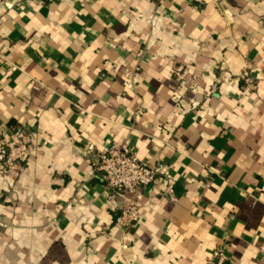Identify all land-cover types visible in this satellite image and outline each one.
<instances>
[{"label": "crops", "instance_id": "obj_1", "mask_svg": "<svg viewBox=\"0 0 264 264\" xmlns=\"http://www.w3.org/2000/svg\"><path fill=\"white\" fill-rule=\"evenodd\" d=\"M16 126L37 147L0 180V264H264V0H0V137ZM123 143L168 176L128 231L90 177Z\"/></svg>", "mask_w": 264, "mask_h": 264}, {"label": "built area", "instance_id": "obj_2", "mask_svg": "<svg viewBox=\"0 0 264 264\" xmlns=\"http://www.w3.org/2000/svg\"><path fill=\"white\" fill-rule=\"evenodd\" d=\"M239 80L245 86H253L249 71H244ZM36 137V131L27 126L13 127L7 138L0 137V180L10 183L18 180L31 154L36 150ZM86 151L93 154V146H87ZM95 174L100 177L108 194L121 197L126 202L125 208L120 210L115 218L116 225L123 231L134 228L139 220V208L134 197L136 192L156 182L168 181L166 169L162 164L150 167L137 158L127 143L112 144L96 152L90 177ZM164 196L173 200L172 185L167 184ZM207 264H230V260L224 249L220 248L214 252Z\"/></svg>", "mask_w": 264, "mask_h": 264}]
</instances>
